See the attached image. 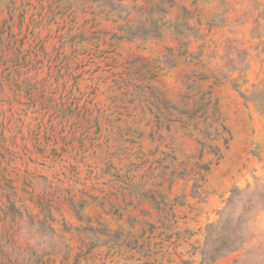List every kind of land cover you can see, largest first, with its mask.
Listing matches in <instances>:
<instances>
[{"label": "rangeland", "instance_id": "rangeland-1", "mask_svg": "<svg viewBox=\"0 0 264 264\" xmlns=\"http://www.w3.org/2000/svg\"><path fill=\"white\" fill-rule=\"evenodd\" d=\"M262 41L264 0H0V264H264L255 197L205 252L264 179Z\"/></svg>", "mask_w": 264, "mask_h": 264}, {"label": "trees", "instance_id": "trees-1", "mask_svg": "<svg viewBox=\"0 0 264 264\" xmlns=\"http://www.w3.org/2000/svg\"><path fill=\"white\" fill-rule=\"evenodd\" d=\"M134 24L126 22L121 26L122 31L129 35L126 36V38H133L135 36L139 35H151V36H157L155 32V28L150 26H146L144 24H137L133 26ZM152 29V30H151ZM261 43H264L262 41ZM260 43V44H261ZM257 57L260 59L261 62H264V48L262 50L257 51ZM245 69V68H242ZM239 70V68H234L233 71ZM233 86L235 89L239 90V83L238 78L232 79ZM242 98L244 99L245 103L252 104L256 111L259 113L261 117L264 119V79L261 80L258 85H255L253 87V90L246 94L245 92H240ZM262 184L261 186H247L244 189L234 188L231 192V196L228 200V207L225 211L221 213V217L215 224H209L207 227V234H206V241H205V252L209 253V250L211 248V251L213 253L215 252H221L224 251L223 249H234L235 246H233V242H228L226 238L219 239L221 245L217 247L216 249H212V246L216 243L218 240L219 235L224 231L226 232V224L229 220L228 216V210L233 207L234 204H236V201L243 197V196H249V201H251V197H255L259 199L262 206H264V179L261 180ZM261 188H263L261 190ZM222 249V250H220ZM220 250V251H219ZM223 253V252H222ZM222 253L218 254V257L223 255ZM215 257V256H214ZM211 258L213 259V255H211ZM215 259V258H214Z\"/></svg>", "mask_w": 264, "mask_h": 264}]
</instances>
